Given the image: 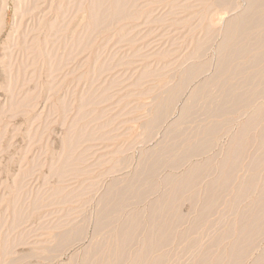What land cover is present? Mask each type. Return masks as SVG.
<instances>
[{"label":"rangeland","instance_id":"rangeland-1","mask_svg":"<svg viewBox=\"0 0 264 264\" xmlns=\"http://www.w3.org/2000/svg\"><path fill=\"white\" fill-rule=\"evenodd\" d=\"M250 1L0 0V264H264Z\"/></svg>","mask_w":264,"mask_h":264},{"label":"bare ground","instance_id":"bare-ground-1","mask_svg":"<svg viewBox=\"0 0 264 264\" xmlns=\"http://www.w3.org/2000/svg\"><path fill=\"white\" fill-rule=\"evenodd\" d=\"M228 1H229V0H228ZM225 2H226V1H225ZM250 2H251L250 6H251V8H253L252 10H255V8H256V10H257L258 8H257L255 5H256V4H257V5L260 4V5H261L260 7H261V9H262V4H263V3H260V2H264V0H251ZM258 2H259V3H258ZM263 5H264V4H263ZM254 7H255V8H254ZM258 7H259V6H258ZM260 7H259V10H260ZM249 8H250V7H249ZM263 8H264V7H263ZM252 10H250V11L248 10L249 13H250V12L253 13ZM256 10H255L254 12L258 13L257 15H255V14L253 15V14H252V16H250L251 14H250V15L248 14L249 17L243 15V17H240V18L237 19L234 23H231V25L228 26V29H227V32H226V33H227V34H226L227 38L225 37V39H227V40L224 39L226 42L224 41L225 43H222L223 46H222V44H220L222 47L225 48V49L223 48L224 50H226V48L229 49V48H230L229 46H231V47L234 46V45H235V47L237 46V43H238L237 41L234 42V43H235L234 45H231V44H233V43H230V40L233 41L234 38L232 39V37H233L237 32L243 31V33H244L247 29H249V28L251 27V28L249 29V31H248V32H250L251 29H254V26H255V25H258V24H260L261 26H264V13H263L264 10H263L262 14H260V15H259V12H260V11H256ZM248 11H247V12H248ZM260 13H261V12H260ZM246 14H247V13H246ZM246 14H245V15H246ZM260 25H259V26H260ZM252 27H253V28H252ZM255 27H258V26H255ZM260 29L263 30V28H260ZM261 30H260V31H261ZM248 32H247V34H249ZM262 32H263V33H262ZM262 32H261V33H262L263 35H261V36H262L261 39L264 40V31H262ZM243 33L241 32V35H243ZM237 35H238V34H237ZM237 35L235 36V38L237 37ZM239 35H240V33H239ZM243 36H245V35H243ZM243 36H241V37H243ZM259 36H260V34H259ZM259 36H257V39H254L255 41H251L250 38H249V36L247 37V35H246V37H244V38H249V43H248V40L246 39L247 42H246L245 44L247 45V43H248V44H251V46L254 45L255 42H257L256 44H259L258 41H256V40H259V39H260L261 36H260V37H259ZM213 37H214V36H213ZM238 38H239L240 40H242V39L245 40L244 38L241 39L240 36H239ZM258 38H259V39H258ZM239 39H238V41H239ZM261 39H260V41H262ZM236 40H237V38H236ZM250 41L253 42V44H252ZM236 42H237V43H236ZM243 43H244V41H242V45H241V42H240V44L238 43V44H239V45H238L239 47L237 46V48H234V49H236V50H234L233 48H232V49L230 48V50L228 51V55H227L226 53H223V50H222V53H223V54H226L225 56H227V58L225 59V58L223 57V55H221V56L223 57V59L221 58L222 61H223L224 59H225V60H228V59L230 60V58H231V60H230L229 62H232V57H229V52H230V51H232L233 53L236 52V54H238V55H237V58H238V56H240V58H242L241 55H243L244 52L246 53V51L249 50L248 48H246V47H248L249 45L246 46L245 44L243 45ZM263 43H264V41H263ZM263 43H262V44H263ZM256 44H255V45H256ZM255 45H254V46H255ZM260 45H261V44H260ZM254 46H253V47H254ZM256 46H257V45H256ZM256 46H255V47H256ZM253 47H250V49H251V48L253 49ZM246 49H247V50H246ZM233 50H234V51H233ZM225 52H227V51H225ZM232 52H231V54H233ZM241 53H242V54H241ZM260 53H261V51H260ZM260 53H257V54H260ZM239 54H240V55H239ZM257 54H255L256 57H254V60L258 59V57H260V58L263 57V56H260V55L258 56ZM233 55H234V54H233ZM244 55H245V54H244ZM230 56H232V55H230ZM228 57H229V58H228ZM233 57H234V56H233ZM233 59L236 60L235 58H233ZM225 60H224V65H225V63H227V61L225 62ZM258 60H261V59H258ZM258 60H257V61H258ZM249 61H250V60H249ZM220 62H221V61H220ZM255 62H256V61H255ZM250 63H251V61H250ZM221 64L223 65V62H221L220 65H219V66H220V67H219V71H220L221 69H222V71L224 70V69L221 67ZM227 64H228V63H227ZM227 64H226V65H227ZM229 64H231V63H229ZM229 64H228V65H229ZM226 65H225V69L227 68V70H229V69H228L229 66H226ZM252 65H253V64H252ZM248 66H249V65H248ZM223 67H224V66H223ZM236 68H237V67H236ZM236 68L233 67L232 69H236ZM243 68H244V67H243ZM238 70H239V69H238ZM230 71H231V70H230ZM232 71H233V70H232ZM236 71H237V70H236ZM241 71H242V70H241ZM243 71H244V70H243ZM226 72H227V71H226ZM234 72H235V71H234ZM239 72H240V70H239L237 73H239ZM220 73H222V72H220ZM220 73L218 74L219 76L221 75ZM224 73H225V70L223 71L222 74H224ZM231 73H232V72H231ZM241 73H242V72H241ZM233 74H235V73H233ZM228 75H229V73H228ZM228 75L226 74L227 77H228ZM231 75H232V74H231ZM255 75H256V74H255ZM250 76H251V75H250ZM250 76H249V77H250ZM253 76H254V75H253ZM227 77H226V78H227ZM219 78H221V79L224 80V81L221 80L222 83H223V82H226V81H225V76H224V77H219ZM263 80H264V79H263ZM227 81H228V78H227ZM263 83H264V82H263ZM223 84H224V83H223ZM225 84H226V83H225ZM225 84H224V85H225ZM256 84H257V83H256ZM261 84H262V83H261ZM254 86H255V85H254ZM229 87H231V86H228V88H229ZM230 89H231V88H230ZM250 90H252V89H250ZM250 90H249V93H250V94H249L248 92H246V95L249 94V97H250L251 92H252V91H250ZM231 91H232V90H231ZM231 91L228 89V93H229V94H232V95H230L229 97L231 98V96H232L233 99H234V101H235L236 103H238V100H240V101L242 100V98H241V97H242L241 93L239 94V92H238V93H237V92H234L235 90H233L232 93H231ZM253 91H254V90H253ZM260 91H261V90H260ZM263 91H264V90H263ZM226 92H227V91H226ZM252 93H253V92H252ZM263 93H264V92H263ZM229 94H228V95H229ZM243 94H244V93H243ZM226 95H227V94H226ZM240 95H241V97H240ZM246 97L248 98V96H246ZM247 98H243V99H244L245 101H247V100H246ZM233 99H232V100H233ZM230 100H231V99H230ZM244 100H242V101L244 102ZM240 101H239V102H240ZM242 101H241V102H242ZM235 102H233L234 105L236 104ZM231 106H232V105H231ZM221 109H222V108H221ZM221 109H220V110H221ZM234 150H235V149H234ZM240 151H241V150H240ZM238 153H239V152H238ZM233 154H234V153H233ZM231 156H233V155H231ZM234 156H235V155H234ZM232 159H233V157H232ZM231 164H232V163H231ZM154 165H155V164H154ZM156 166H157V165H156ZM154 168H155V167H154ZM196 171H197V170H196ZM226 178H227V177H226ZM249 188H250V187H249ZM107 210H108V209H107ZM154 218H155V217H154ZM130 231H131V230H130ZM166 235H167V234H166ZM121 236H122V235H121ZM125 236H126V235H125ZM163 237H164V236H163ZM127 238H128V237H127ZM125 239H126V238H125ZM57 251H58V250H57ZM234 252H235V251H234ZM233 255H234V254H233ZM117 261H118V260H117Z\"/></svg>","mask_w":264,"mask_h":264}]
</instances>
